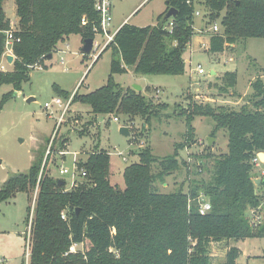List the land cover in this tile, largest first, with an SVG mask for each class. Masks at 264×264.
I'll return each instance as SVG.
<instances>
[{
    "label": "trees",
    "instance_id": "obj_1",
    "mask_svg": "<svg viewBox=\"0 0 264 264\" xmlns=\"http://www.w3.org/2000/svg\"><path fill=\"white\" fill-rule=\"evenodd\" d=\"M188 1L167 0L157 24L122 25L105 48H112L115 55L107 83L86 93L77 90L73 102L89 105L96 115L120 112L131 119L140 116L150 122L166 105L154 103L133 87H123L113 75L127 73L130 67L140 74H184V52L195 35L198 5L209 10V23L221 18L223 32L210 38L209 50L213 53L225 51L239 39L264 37V0ZM5 2L0 0V63L6 50V31L12 28ZM15 2L18 28L14 31V68L0 70V85L11 84L14 90L5 94L2 102L22 90L30 80V70L42 66L49 54L59 51L61 41L72 34H81L83 41L95 39V28L101 27L97 0ZM171 7L178 14L166 19ZM171 21L172 31L168 28ZM237 82V72L227 71L221 89L234 90ZM252 88L247 104L240 109L196 101L184 111L186 144L195 142L192 122L196 116L215 121L213 136L220 129L228 134L227 152L215 155L213 146L207 145L205 156L214 159L211 179L195 181L189 192H163L155 186L181 167L184 159L179 156L185 143L164 157L154 154L150 147L144 149L139 161L125 168L124 189L111 181V157L106 149L97 148L86 161L79 162L78 169L87 171V181L69 190L64 179L61 184L60 178L49 171L52 151L46 155V147L38 148L29 171L13 175L0 189V203L19 192L38 191L30 264H212L211 245L224 241L228 242L224 264H240L238 259L243 252L234 243L264 238V221L252 225L247 215L250 208L264 203V194H260L254 181L258 173L254 159L264 152L263 78L257 77ZM55 90L66 98L73 94L59 86ZM68 143L63 138L59 151L66 150ZM201 193L211 201V210L206 214L199 211ZM63 210L67 219L62 218ZM73 243L81 244L82 249L67 254Z\"/></svg>",
    "mask_w": 264,
    "mask_h": 264
},
{
    "label": "rangeland",
    "instance_id": "obj_2",
    "mask_svg": "<svg viewBox=\"0 0 264 264\" xmlns=\"http://www.w3.org/2000/svg\"><path fill=\"white\" fill-rule=\"evenodd\" d=\"M111 1L112 31L117 30L125 19L126 23L137 26L157 24L159 15L167 8V0ZM4 7L12 26L17 29L15 0H6ZM203 8L202 5L197 6L200 15L195 16V35L184 52V74H140L130 67L127 73L113 75L114 80L123 87L138 84L142 86L141 92L145 97L154 103L166 105L160 108L157 115H153L150 122L140 116L131 119L120 112L96 115L89 105L75 101L70 106L66 120L58 127V117L63 108L54 105V115L46 109L57 96L66 98L57 94L55 86L71 93L77 90L86 93L107 83L115 55L112 48L102 49L106 41L103 33L97 34L95 41L101 45L98 49L94 45L89 56L83 53L85 42L81 34H72L61 41L58 46L60 50L52 58L45 59L41 68L31 69L30 80L23 84L22 90L4 102L3 96L14 88L11 84L0 85V189L13 175L28 172L34 163L36 150L43 147H46V155L52 151L48 165L50 173L56 178L64 179L66 188L72 186L73 172H76L77 180L81 183L87 181L77 176L75 157L86 161L89 154L97 148L108 150L111 157V181L124 189V170L129 164L139 161L144 149L150 147L154 154L164 157L172 154L178 144L186 142L188 126L184 111L190 109L194 102H211L214 106L224 104L236 109L247 104L248 97L253 92L252 83L257 77L264 80V37L239 39L225 51L213 53L202 47L203 42L208 43L216 34L212 30L214 22L209 23V10ZM220 20L221 18L216 21L219 25ZM220 28L222 33L221 25ZM199 64L204 68L205 74L191 73V69ZM0 65L6 71L14 68L7 57L2 58ZM212 70L217 73L212 74ZM227 71L237 72L238 82L234 90L221 89L223 75ZM30 97L35 100L29 102ZM116 115L120 117V122L109 118ZM127 120L133 126L130 137L120 132ZM192 126L195 142L185 143L184 149L180 150L179 158L184 159L181 167L166 176L164 181L156 182L155 186L160 191L183 189L189 192L195 181L207 182L211 179L214 159L205 156L208 137L216 139L212 148L215 155L228 151L227 131L220 129L213 136L215 121L211 117L196 116ZM83 131L85 133H80ZM63 138L69 140L68 147L59 151ZM187 148L191 153V161ZM124 157L128 159L125 160ZM61 166L68 167L70 173L60 174ZM154 169L157 171V166ZM256 178L261 179V173H257ZM255 185L263 195L264 183ZM36 193L37 190L30 194L19 192L16 197L0 203V264H29L26 219L29 208H34ZM262 207L264 218V203ZM234 245L243 250L238 259L240 264H264V238H248ZM227 247L226 241L211 245L212 264H224Z\"/></svg>",
    "mask_w": 264,
    "mask_h": 264
},
{
    "label": "built area",
    "instance_id": "obj_3",
    "mask_svg": "<svg viewBox=\"0 0 264 264\" xmlns=\"http://www.w3.org/2000/svg\"><path fill=\"white\" fill-rule=\"evenodd\" d=\"M188 2L192 3L191 0H189ZM96 9H97V11H99V13L101 15V27H100L99 30L97 28H95V30L98 33H103L104 36H106V41H105V43H104V45L102 47V49H105L108 46V44L111 41H113L114 36H115L116 32L118 31V30L112 31V29H111L112 20H113V18H112V1L111 0H97ZM196 15H200V11L199 10L196 11ZM86 22L87 21L84 18L83 19V23L86 24ZM173 26H174V23H173V21H171L169 26H168V28L172 31ZM212 30L215 33L220 32L221 28H220L219 23L214 22ZM14 31H15L14 26H12V28L10 30L6 31V33H7L6 50L4 52L3 57H8V55L12 54V55H14V60H15L16 56H15V54L13 52V44H14V41H15ZM94 43H95L96 49H98L99 46L101 45V43H98L96 41H94ZM202 47H205V48L209 49L210 42H208V43L203 42L202 43ZM192 52H193V49L191 48V53ZM35 67L36 68L37 67L41 68L40 65H37ZM191 73H196V74L202 75V74H205V70L201 66V64H199L196 67L191 69ZM75 92L72 94V96L70 98H65L64 99V98H62L60 96H57L46 107V109L51 111V115H54V112H55L54 109H53L54 105H57L58 107L63 108L61 114L58 117V127L66 120V116H67V114L69 112V109H70V106H71V104L73 102V97H74ZM198 98H200V96H198ZM112 118L116 122H120V120H121L118 115L112 116ZM123 126H128L130 128V130L133 127L132 123H130L128 121H126L125 125H123ZM201 143H202V141H201ZM187 151H188L187 154H189V161H191L192 157H191V153L188 150V148H187ZM49 153H50V151H49ZM65 153H67V152H65ZM75 155H77V153ZM124 159L127 160L128 158L124 157ZM80 161L81 160H79V158L75 157L74 162H75L77 170H78L77 176H79L81 179H84L87 176V171L84 168H82L80 170L78 169V165H79ZM254 161H255L256 164H261L262 163V161L259 159L258 156L254 159ZM200 170H202L201 166H200ZM59 171H60V174H63V175L70 173V169L68 167H64V166H61ZM72 176H73L72 186L70 188H67L69 190L74 188V187H77L81 183V181L77 180L76 172H73ZM37 195H38V191L36 193L35 200H34V208H32V210H31L30 220H29V223L27 225L28 228L25 231V233H26L25 234L26 235V247H27V263H29V264H30L31 247H32L31 229H32V224H33L34 209H35V205H36ZM189 202L191 203V200ZM198 204H199V211H200L201 214H206V213H208L211 210V201H210L209 197H207L204 193H201L198 196ZM190 207H191V204L189 205V208ZM262 208L263 207L261 205V206L249 209V211H248L249 215L248 216H249V219H250L252 225H258V224H260V223H262L264 221L263 214H262ZM62 218L63 219H67V213H66L65 210L62 211ZM80 249H82V245L81 244L73 243L69 247V250H68L67 254L75 253V252L79 251Z\"/></svg>",
    "mask_w": 264,
    "mask_h": 264
},
{
    "label": "water",
    "instance_id": "obj_4",
    "mask_svg": "<svg viewBox=\"0 0 264 264\" xmlns=\"http://www.w3.org/2000/svg\"><path fill=\"white\" fill-rule=\"evenodd\" d=\"M177 14H178V10H177L176 8H174V7H171V8L168 10V12L166 13L165 18H166V19L174 18V17L177 16ZM94 41H95L94 38H86V39L84 40V42H85V43H84V46H83V53H84V54H90V53L93 51V48H94ZM52 57H53V54H49V55H48V58H52ZM7 58H8V61H9L10 63H13L14 55L10 54V55H8ZM133 88H134L135 90H137V91H140V92L143 90L142 86H140V85H138V84H135V85L133 86ZM33 100H35L34 97H30V98L28 99L29 102H31V101H33ZM120 132H121L122 135H124V136H126V137H130V136H131V130H130V128H129L128 126H121V128H120ZM215 140H216V139H215L214 137H208V144H209V146H213V143H214ZM258 157H259V159H260L262 162H264V152H259V153H258ZM254 181H255L256 184H257V183H262V179H259V178L254 179ZM60 183L63 184L64 181H63L62 179H60Z\"/></svg>",
    "mask_w": 264,
    "mask_h": 264
},
{
    "label": "crops",
    "instance_id": "obj_5",
    "mask_svg": "<svg viewBox=\"0 0 264 264\" xmlns=\"http://www.w3.org/2000/svg\"><path fill=\"white\" fill-rule=\"evenodd\" d=\"M6 11V10H5ZM126 21H127V19H125L121 24H120V26L118 27V29H120V27L122 26V25H124L125 23H126ZM117 29V30H118ZM210 42V41H209ZM94 45H95V43H94ZM12 65H13V63H12ZM0 70H7L6 68H4V67H2L1 65H0ZM211 73L212 74H214V73H217L215 70H212L211 71ZM75 92V91H74ZM240 101V100H239ZM228 103V102H227ZM237 103H239V102H237ZM257 167H258V173H261V179H262V181L264 180V178H262V175L264 176V162H262L261 164H257ZM166 184V183H165ZM241 250H242V248L240 247V246H238ZM242 252H243V250H242ZM239 262V261H238Z\"/></svg>",
    "mask_w": 264,
    "mask_h": 264
}]
</instances>
